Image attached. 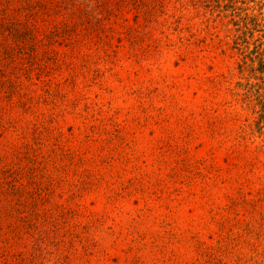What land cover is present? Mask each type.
<instances>
[{"label":"rangeland","instance_id":"374dc122","mask_svg":"<svg viewBox=\"0 0 264 264\" xmlns=\"http://www.w3.org/2000/svg\"><path fill=\"white\" fill-rule=\"evenodd\" d=\"M0 264H264V0H0Z\"/></svg>","mask_w":264,"mask_h":264}]
</instances>
